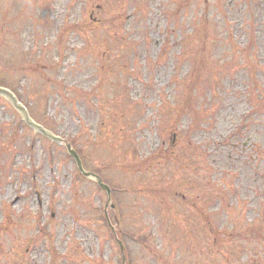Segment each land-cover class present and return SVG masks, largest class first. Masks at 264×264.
Listing matches in <instances>:
<instances>
[{"label":"rangeland","instance_id":"374dc122","mask_svg":"<svg viewBox=\"0 0 264 264\" xmlns=\"http://www.w3.org/2000/svg\"><path fill=\"white\" fill-rule=\"evenodd\" d=\"M0 87V264H264V0H0Z\"/></svg>","mask_w":264,"mask_h":264},{"label":"water","instance_id":"95a60500","mask_svg":"<svg viewBox=\"0 0 264 264\" xmlns=\"http://www.w3.org/2000/svg\"><path fill=\"white\" fill-rule=\"evenodd\" d=\"M0 94H4V100H10L11 104H12V105L14 104V105L16 106V107H15V106L13 105L15 111L17 112L19 118H20L22 121H24V122L27 121V122H28V123L26 122L27 124H29V125L35 127L36 129L42 131L45 135H49V137H51L52 139L57 140V141H62L61 138L56 137V136H54V135H51V132H49V131H47V130H44V129H42V128L38 127V126H35V125H33V124H31V122H30V120H29V117H28V115H27V113H26V110H25L23 104H18V103H16L15 98L13 97V95H12L11 93H9V92H7V93H6V92L3 93V87H0ZM12 97H13V98H12ZM17 107H18V108H17ZM24 117H25L26 121L24 120ZM65 143H66V147H67L68 152H69V153L75 158V160H76V162H77V166H78L79 170L83 173V175L95 179L96 182H97V183H98L103 189H105V190L107 191L108 195L110 196L111 191H112L111 187H110L107 183H105V182L103 181V179L100 177V175H98L97 173H94V172H92V171H87V170H85V168L83 167V163H82L81 157H80V155L78 154V152L72 147L71 143H69V142H67V141H66ZM118 242H119V244H120V246H121L123 263H125L126 256H125V253H124V246H123V243H122L121 239H118Z\"/></svg>","mask_w":264,"mask_h":264}]
</instances>
